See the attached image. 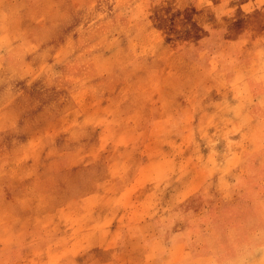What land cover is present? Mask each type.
<instances>
[{"label": "rangeland", "instance_id": "1", "mask_svg": "<svg viewBox=\"0 0 264 264\" xmlns=\"http://www.w3.org/2000/svg\"><path fill=\"white\" fill-rule=\"evenodd\" d=\"M245 2L0 0V226L52 185L60 203L91 193V210L132 193L203 256L264 258V145L242 133L264 109L229 76L264 67L263 16ZM36 213L47 226L55 210Z\"/></svg>", "mask_w": 264, "mask_h": 264}, {"label": "crops", "instance_id": "2", "mask_svg": "<svg viewBox=\"0 0 264 264\" xmlns=\"http://www.w3.org/2000/svg\"><path fill=\"white\" fill-rule=\"evenodd\" d=\"M7 1L10 5L11 0ZM247 4L245 17L248 16L251 21L255 14L263 16L261 23H255L254 28L257 31L264 30V8L257 6L254 0H247L245 6ZM243 22L239 23L243 24L239 29L246 28L247 20ZM12 26H8L1 36H9ZM231 27L237 28L235 25ZM258 38L264 39V36ZM254 65L257 66L252 63L233 67L229 74L230 82L235 96H240L245 102H253L251 109L256 107L254 104L264 109V87H252L253 73L250 70ZM257 67V81L262 80L264 83V67ZM242 133L243 136L248 133L249 143H255V135H261L258 146L264 145V127L252 134ZM89 195L91 193L79 194V199L74 196L60 203L57 187L52 185L23 196L21 201L33 205L35 213L26 215L28 219H24L19 211H9V221L0 226V264H237L232 260L220 262L213 252L203 256L200 249L188 239V233L165 229L158 218H153L154 214H149L150 208L157 203L140 206L132 199V193L122 200L118 194H111L105 201L99 199L101 203L91 210V206H88L91 202ZM8 201L14 203L13 200ZM167 204L171 206L175 203L168 200L163 205ZM114 205L122 206L123 209L117 208L118 212H114L111 209ZM126 206L129 208L123 213ZM50 209L55 210L50 224L38 227V223L43 221L36 212ZM15 215L19 223L12 220ZM31 222H35L36 228ZM150 229L154 230L153 233H150ZM258 252L262 255L264 243L258 246ZM259 258L260 255L256 257L257 261L252 262L250 256L243 257V261L239 260L238 264H264V258Z\"/></svg>", "mask_w": 264, "mask_h": 264}]
</instances>
